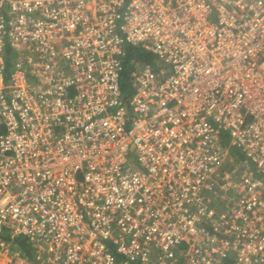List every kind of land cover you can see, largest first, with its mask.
Here are the masks:
<instances>
[{"label": "built area", "instance_id": "1", "mask_svg": "<svg viewBox=\"0 0 264 264\" xmlns=\"http://www.w3.org/2000/svg\"><path fill=\"white\" fill-rule=\"evenodd\" d=\"M0 232L35 250L1 264H264V0H0Z\"/></svg>", "mask_w": 264, "mask_h": 264}, {"label": "trees", "instance_id": "2", "mask_svg": "<svg viewBox=\"0 0 264 264\" xmlns=\"http://www.w3.org/2000/svg\"><path fill=\"white\" fill-rule=\"evenodd\" d=\"M14 53L11 50H8L6 55V63H7V71L10 72L14 66ZM153 55L145 52L144 50L138 47H130L129 52L124 61V71L121 77V88L124 92L125 96L131 93V89L129 86V79L132 70L134 69L135 65L133 61H141L151 62L153 60ZM0 243H10L12 250L19 252L22 255L29 257L30 259L35 256V250L29 245L27 238L20 236V237H11L10 234L0 232ZM137 264V263H134Z\"/></svg>", "mask_w": 264, "mask_h": 264}, {"label": "rangeland", "instance_id": "3", "mask_svg": "<svg viewBox=\"0 0 264 264\" xmlns=\"http://www.w3.org/2000/svg\"><path fill=\"white\" fill-rule=\"evenodd\" d=\"M235 153H237V150H235ZM13 248H11L10 243H0V264L4 262L9 256V252L12 251Z\"/></svg>", "mask_w": 264, "mask_h": 264}]
</instances>
